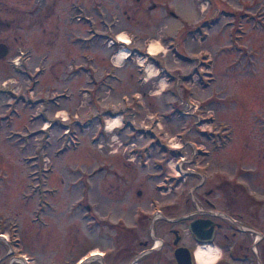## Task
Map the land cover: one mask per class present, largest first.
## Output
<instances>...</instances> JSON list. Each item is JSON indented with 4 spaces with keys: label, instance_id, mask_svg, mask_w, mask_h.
Returning a JSON list of instances; mask_svg holds the SVG:
<instances>
[{
    "label": "rangeland",
    "instance_id": "rangeland-1",
    "mask_svg": "<svg viewBox=\"0 0 264 264\" xmlns=\"http://www.w3.org/2000/svg\"><path fill=\"white\" fill-rule=\"evenodd\" d=\"M0 7L20 24L0 57V232L27 264H76L92 246L123 264L149 200H183L205 174L218 204L264 198V0Z\"/></svg>",
    "mask_w": 264,
    "mask_h": 264
},
{
    "label": "flooded vegetation",
    "instance_id": "flooded-vegetation-1",
    "mask_svg": "<svg viewBox=\"0 0 264 264\" xmlns=\"http://www.w3.org/2000/svg\"><path fill=\"white\" fill-rule=\"evenodd\" d=\"M4 11L0 7V52L2 48L8 51L6 39L9 31L16 30L20 25L18 21L15 22V15L9 17ZM31 26L32 22L27 29ZM1 33H6L7 36L2 38ZM199 144L201 143L197 142L196 147H200ZM167 160L168 158L165 163ZM191 174H195V171L180 178L182 180L169 187L167 193L171 194L173 190L179 189ZM168 175V179L177 180L178 176ZM159 177L158 174L152 184L157 183ZM207 179L208 174H205L195 185H187L186 198L181 199L182 201L174 199L172 202L164 201L167 204L161 205L154 196L149 200L148 210L143 212L147 229L136 232L128 227L122 232L123 238L127 240V244L120 250L124 258L123 264H196L195 248L199 244L217 248L218 256L212 264H264V198H224L218 204L212 197L213 186ZM156 191L161 192L159 189ZM244 191L247 192L246 188ZM168 206L184 209L179 208L178 212L180 209L182 211L176 214L175 211H165ZM157 226L160 230H157ZM128 236H131L129 241ZM109 239L113 242L115 237ZM131 240L137 242L138 250ZM18 244L14 237L10 238L0 232V245L4 246L6 253L0 257V264H3L5 256L8 258L6 264H27L31 260L23 251L17 252ZM99 248L90 247L76 260V264H111L108 257L112 248Z\"/></svg>",
    "mask_w": 264,
    "mask_h": 264
},
{
    "label": "bare ground",
    "instance_id": "bare-ground-1",
    "mask_svg": "<svg viewBox=\"0 0 264 264\" xmlns=\"http://www.w3.org/2000/svg\"><path fill=\"white\" fill-rule=\"evenodd\" d=\"M203 8V7H202ZM124 35H119V40L124 39ZM157 45V46H156ZM151 42L149 44V50L155 52V48L158 49V44ZM218 256V251L216 247L207 244H199L195 248V259L196 264H212Z\"/></svg>",
    "mask_w": 264,
    "mask_h": 264
},
{
    "label": "water",
    "instance_id": "water-1",
    "mask_svg": "<svg viewBox=\"0 0 264 264\" xmlns=\"http://www.w3.org/2000/svg\"><path fill=\"white\" fill-rule=\"evenodd\" d=\"M2 51L0 52V57L4 56V54L6 53L7 49L6 48H2ZM211 238H208V240H210Z\"/></svg>",
    "mask_w": 264,
    "mask_h": 264
},
{
    "label": "clouds",
    "instance_id": "clouds-1",
    "mask_svg": "<svg viewBox=\"0 0 264 264\" xmlns=\"http://www.w3.org/2000/svg\"><path fill=\"white\" fill-rule=\"evenodd\" d=\"M218 251V250H217Z\"/></svg>",
    "mask_w": 264,
    "mask_h": 264
}]
</instances>
